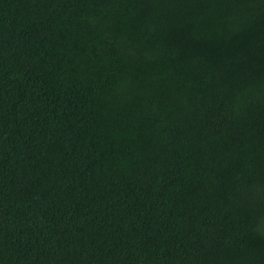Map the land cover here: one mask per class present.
I'll use <instances>...</instances> for the list:
<instances>
[{
	"label": "trees",
	"instance_id": "obj_1",
	"mask_svg": "<svg viewBox=\"0 0 264 264\" xmlns=\"http://www.w3.org/2000/svg\"><path fill=\"white\" fill-rule=\"evenodd\" d=\"M0 264H264V0H0Z\"/></svg>",
	"mask_w": 264,
	"mask_h": 264
}]
</instances>
